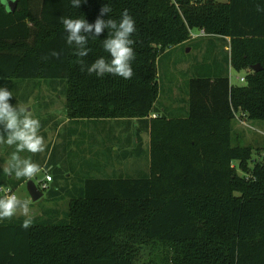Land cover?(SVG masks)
Here are the masks:
<instances>
[{"label":"trees","instance_id":"trees-1","mask_svg":"<svg viewBox=\"0 0 264 264\" xmlns=\"http://www.w3.org/2000/svg\"><path fill=\"white\" fill-rule=\"evenodd\" d=\"M105 2L17 0L9 11L0 0V78L59 83L71 120L134 119L149 136L148 171L82 178L58 221H0V264H264V154L232 144L238 112L264 121V0H110L112 17L127 9L136 21L131 79L87 71L108 56L106 31L83 65L66 43L62 18L93 22ZM194 28L229 38L244 81L231 84L226 68L192 77L187 113L167 116L155 105L159 56Z\"/></svg>","mask_w":264,"mask_h":264},{"label":"rangeland","instance_id":"rangeland-1","mask_svg":"<svg viewBox=\"0 0 264 264\" xmlns=\"http://www.w3.org/2000/svg\"><path fill=\"white\" fill-rule=\"evenodd\" d=\"M198 32L196 28L191 30L194 34ZM195 39L190 36L189 42L195 44L199 41ZM189 46L190 51H186L188 46L182 44L180 47H172L175 49L163 52L159 56L157 63L159 95L155 105L167 116L184 117L188 111L189 79L200 75L212 76L217 73L216 67L210 63L209 53H218L220 58L223 55L221 47L216 50L206 48L208 53L206 54L203 48L197 50V46ZM213 57L212 55L211 58ZM244 73L245 70L236 71L231 68L228 73L230 83L242 84L239 78L244 76ZM0 86L12 90L14 96L10 103L15 105L18 102L25 106L41 121V134L46 140V150L38 153H20L22 157H30L44 169L32 179L36 186L39 188L38 181L44 175L45 163L48 161L51 163L56 158L60 164L71 167L68 170L72 173L70 178H56L52 184H49V188L40 189L42 196L36 200H32L27 190V181L16 185L17 182L11 178L1 180L0 186H9L21 198L31 201L30 214L33 216V223L44 222L46 218L52 222L58 221L55 220L57 217L65 218L68 201L70 197L79 195L78 187L81 185L82 178L98 175L135 176L147 173L149 136L143 130L138 131L139 125L134 119L71 120L64 108L65 92L59 83L54 86L52 79L0 78ZM177 92L176 100L180 107L172 111L170 110L172 98ZM64 110L67 123H61L60 120L63 118ZM51 115L57 120L49 122ZM232 129L233 145L250 147L252 158L255 160L263 156L264 121L249 119L238 112L233 120ZM138 135L141 136L143 144L139 154L134 151L138 146ZM247 166L251 168L253 162H248ZM243 173L242 169L238 168V174ZM55 216L54 219L50 218ZM23 218L17 215L12 219L22 221ZM146 258L142 256L139 260L146 261Z\"/></svg>","mask_w":264,"mask_h":264},{"label":"clouds","instance_id":"clouds-1","mask_svg":"<svg viewBox=\"0 0 264 264\" xmlns=\"http://www.w3.org/2000/svg\"><path fill=\"white\" fill-rule=\"evenodd\" d=\"M74 8H79L86 0H70ZM112 8L110 0L102 4L99 15L93 22L83 18L64 17L62 24L66 33V43L74 48L77 63L83 65L81 58L87 57L91 49L89 39H97L106 31L102 39V48L108 54L97 57L87 66V71L94 73L97 77L105 74L119 76L123 79H131L133 76L132 61L135 59V40L133 34L137 31L135 18L127 9L121 11L118 18L110 15ZM107 17V18H105ZM53 55L58 53L53 52ZM14 96L12 90L0 86V144L14 146L7 167L3 172L9 175L14 174L17 179L26 178L32 180L42 171L43 167L34 162L30 157H22L20 153H38L46 150L45 137L41 134V121L31 111L18 102L10 103ZM31 201L21 198L14 192L0 195V221L11 219L17 215L23 218L21 227L28 229L33 223V216L30 214Z\"/></svg>","mask_w":264,"mask_h":264},{"label":"crops","instance_id":"crops-1","mask_svg":"<svg viewBox=\"0 0 264 264\" xmlns=\"http://www.w3.org/2000/svg\"><path fill=\"white\" fill-rule=\"evenodd\" d=\"M195 40L196 41L199 40V41L196 42L195 44H191V42H189L190 40L187 41V42H189L188 44H187V42L183 43L184 45L188 46L186 48V51L191 50V47L189 45L197 46V50H199L200 48H203L205 50L206 54H208L206 51V48H212L213 50H216V49L221 47L222 52H223L222 58L219 57L218 53H216V54L209 53L210 63H212L211 64L212 66L214 65V67H216V70H221V69L225 70V68H226L228 70V73H229L231 66L229 63L230 47H229V38L228 37H220V36L218 37V36H211V35L205 34V35H200V36L196 37ZM180 46L181 45H178L177 47H180ZM171 49H175V48H169L166 51H171ZM212 55L214 56L213 58H211ZM185 67L187 68L188 66H185ZM177 96H178V92L172 98V104H171L172 109L170 108V110H172V111L177 110L180 107V105L178 104V102L176 100ZM56 120L57 119L52 115L49 117V122H53ZM60 120H61V123H67L65 110L63 112V118ZM2 131H3V126H0V132H2ZM13 148H14L13 146H8L6 144H0V182H1V180H6V178L7 179L11 178L16 182H20L21 179L23 178L22 177V178L17 179L14 174L9 175V174L3 172V168L7 167V163H8V160L10 158V155L13 151ZM45 165H46L45 172L50 173L53 176V178H54L55 172H58L57 171L58 169L61 171L60 177L62 176L64 178H70L72 175L71 172H68V170H70L71 167L67 164L66 165L60 164V162L56 158H54V160L51 163L48 161L47 163H45ZM98 176L105 177L108 175H98ZM60 177H58V178H60ZM42 178H44V175L41 177V179ZM26 181L27 180L25 179L20 184H24ZM0 185H1V183H0Z\"/></svg>","mask_w":264,"mask_h":264},{"label":"water","instance_id":"water-1","mask_svg":"<svg viewBox=\"0 0 264 264\" xmlns=\"http://www.w3.org/2000/svg\"><path fill=\"white\" fill-rule=\"evenodd\" d=\"M5 3L9 11H14L17 4V0H5ZM251 69L253 71H258L261 69V66L259 64H256L251 66ZM26 187L32 200H36L40 196H42L41 190L38 188V186H36V184L32 180L26 182Z\"/></svg>","mask_w":264,"mask_h":264},{"label":"built area","instance_id":"built-area-1","mask_svg":"<svg viewBox=\"0 0 264 264\" xmlns=\"http://www.w3.org/2000/svg\"><path fill=\"white\" fill-rule=\"evenodd\" d=\"M200 35H205V32L203 30H199V32L197 34L191 33L190 32V36L192 38H196ZM239 80L241 82L244 81V76L240 77ZM152 116H155L154 114ZM52 181V175L48 172L44 173V178H42L41 180L38 181V185H39V189L44 190L49 188V184ZM9 192H14L13 189L9 186H0V194L4 195L5 193H9Z\"/></svg>","mask_w":264,"mask_h":264}]
</instances>
